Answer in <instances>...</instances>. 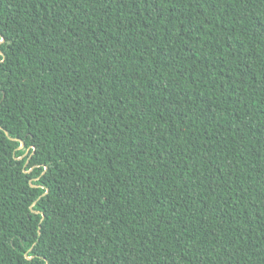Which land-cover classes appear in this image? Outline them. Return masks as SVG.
<instances>
[{
	"label": "trees",
	"instance_id": "obj_1",
	"mask_svg": "<svg viewBox=\"0 0 264 264\" xmlns=\"http://www.w3.org/2000/svg\"><path fill=\"white\" fill-rule=\"evenodd\" d=\"M0 264H264V0H0Z\"/></svg>",
	"mask_w": 264,
	"mask_h": 264
},
{
	"label": "water",
	"instance_id": "obj_2",
	"mask_svg": "<svg viewBox=\"0 0 264 264\" xmlns=\"http://www.w3.org/2000/svg\"><path fill=\"white\" fill-rule=\"evenodd\" d=\"M23 146V145H22Z\"/></svg>",
	"mask_w": 264,
	"mask_h": 264
}]
</instances>
